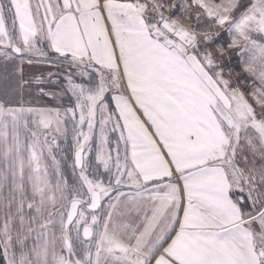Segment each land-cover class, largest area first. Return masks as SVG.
Wrapping results in <instances>:
<instances>
[{"label": "snow or ice", "instance_id": "obj_1", "mask_svg": "<svg viewBox=\"0 0 264 264\" xmlns=\"http://www.w3.org/2000/svg\"><path fill=\"white\" fill-rule=\"evenodd\" d=\"M0 264H264V0H0Z\"/></svg>", "mask_w": 264, "mask_h": 264}, {"label": "rangeland", "instance_id": "obj_2", "mask_svg": "<svg viewBox=\"0 0 264 264\" xmlns=\"http://www.w3.org/2000/svg\"><path fill=\"white\" fill-rule=\"evenodd\" d=\"M227 37H226V35H225V39H226ZM237 61L236 60H234L233 61V63H236ZM71 177H70V174H69V179H70Z\"/></svg>", "mask_w": 264, "mask_h": 264}]
</instances>
